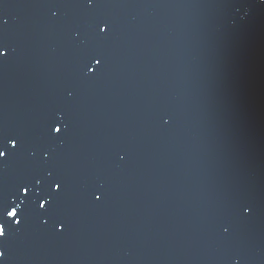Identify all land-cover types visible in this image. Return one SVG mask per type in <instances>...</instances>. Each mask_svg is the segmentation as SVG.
Instances as JSON below:
<instances>
[{
    "label": "water",
    "instance_id": "obj_1",
    "mask_svg": "<svg viewBox=\"0 0 264 264\" xmlns=\"http://www.w3.org/2000/svg\"><path fill=\"white\" fill-rule=\"evenodd\" d=\"M0 12V199L23 209L13 193L35 173L65 182L54 211L9 223L4 264H264V0Z\"/></svg>",
    "mask_w": 264,
    "mask_h": 264
},
{
    "label": "snow or ice",
    "instance_id": "obj_2",
    "mask_svg": "<svg viewBox=\"0 0 264 264\" xmlns=\"http://www.w3.org/2000/svg\"><path fill=\"white\" fill-rule=\"evenodd\" d=\"M89 4L93 3V0H88ZM7 21L3 19V13L0 12V27L6 24ZM97 34L100 36L107 35L109 26L105 22H99L97 25ZM7 47L0 43V60H3L8 55ZM103 54H94L90 61L85 64V69L87 74L95 75V73L99 70V68L103 64ZM50 134H61L62 129L66 128V125L63 123V119H57L54 115L51 118V122L48 126ZM0 136L6 137L7 132L4 131L0 133ZM18 139L14 138L11 140V147L16 149L18 147ZM9 153L0 147V158H6ZM64 179L59 174L49 173L47 176L42 175L40 173H35L31 176L30 179L23 181L21 184L17 185L15 192L13 195H16L19 198L21 195L23 197V201L25 203V207L23 209L19 208V205H16L15 199L10 198H2L0 199V239L7 238V226L9 223H14L16 225H20L22 220L24 219V213L26 211L32 210L35 212L49 213L50 211H54L55 206L57 204V197L61 195L64 191ZM35 185L40 186V191L38 195H34L30 189H33ZM94 199L99 201L103 198V194H93ZM47 205V207H46ZM242 211L245 214L251 213V208L248 206H244ZM7 218H14L9 221ZM61 230L64 228L63 222H60ZM227 231V229H225ZM6 250L0 248V264H4V258L6 257Z\"/></svg>",
    "mask_w": 264,
    "mask_h": 264
}]
</instances>
